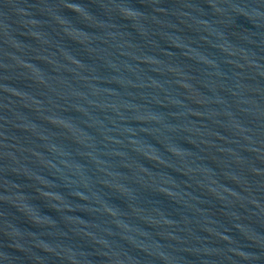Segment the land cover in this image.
I'll return each instance as SVG.
<instances>
[{
	"label": "water",
	"instance_id": "95a60500",
	"mask_svg": "<svg viewBox=\"0 0 264 264\" xmlns=\"http://www.w3.org/2000/svg\"><path fill=\"white\" fill-rule=\"evenodd\" d=\"M0 264H264V0H0Z\"/></svg>",
	"mask_w": 264,
	"mask_h": 264
}]
</instances>
